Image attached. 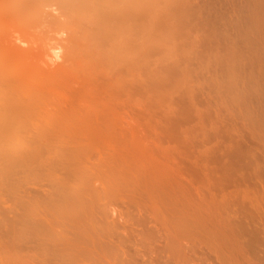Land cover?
Listing matches in <instances>:
<instances>
[{
  "label": "rangeland",
  "instance_id": "374dc122",
  "mask_svg": "<svg viewBox=\"0 0 264 264\" xmlns=\"http://www.w3.org/2000/svg\"><path fill=\"white\" fill-rule=\"evenodd\" d=\"M94 1L100 6L107 3L109 15L113 17L123 15L121 0ZM155 20L125 28L127 31L141 28L155 24ZM52 42L51 39L49 45ZM111 46L108 50L78 48L81 56L71 69L42 75L38 90L30 97L13 96L20 103L26 100L27 104L16 110L18 116H14L19 122L7 129L9 137L5 143L17 154L30 145L33 154L13 159L10 164L1 157L3 153L0 156V264H27L25 252L29 251L28 255L32 251L26 246L33 239L17 230L23 223H18V228L15 226L14 232H18H13V238L9 236L10 221L20 220L28 207L41 209L54 196L48 194L55 191L60 182L67 185L70 197L78 194L90 197L85 206L72 209L64 217L67 231L89 226L86 219L91 217L94 221L100 220L99 224L104 220L113 222L115 227L120 225L117 229L114 227L115 231L109 236L112 239H103L113 241L114 236V243H119L124 235L125 249L122 242L119 244L123 250L118 252V248V253L113 248L101 251L98 248V253L108 252L109 257L101 256L104 261L111 259L113 264H123L127 259L134 264H150L151 261V264H171L170 261L172 264H234L233 255L238 248L234 249L235 236L240 240L242 225L252 219L250 213L256 216L264 207V163H261L264 161V126H260L264 120L260 118L264 114V64H250V68L246 63L244 71L241 65H233V70L221 62L196 58L171 61L164 57L175 49L169 45L164 52L152 54L150 51V55L141 49H130V53L116 60L108 56ZM156 49L157 46L151 48ZM252 84L259 88L253 85L254 89ZM245 89H249L248 93ZM257 89L262 92L261 96ZM241 93L245 95L243 99ZM17 133L20 144H17ZM254 158L260 160L256 162ZM225 161L232 163L226 162L228 166L224 167ZM235 164H239V168ZM254 167L261 170L256 171ZM57 209L53 207L50 211ZM155 219L157 225L153 223ZM241 219L239 228L235 221ZM251 221L245 226H258L254 229L264 236V219L252 221L253 225ZM99 224L103 230L109 227L108 223ZM235 230H240L239 235H235ZM82 232H75L74 238L80 235L87 240ZM244 237L247 236L242 240ZM37 249L34 254L40 252ZM131 255L134 259L129 257ZM254 255L259 257L262 252ZM105 263L109 264V260Z\"/></svg>",
  "mask_w": 264,
  "mask_h": 264
},
{
  "label": "bare ground",
  "instance_id": "6f19581e",
  "mask_svg": "<svg viewBox=\"0 0 264 264\" xmlns=\"http://www.w3.org/2000/svg\"><path fill=\"white\" fill-rule=\"evenodd\" d=\"M121 2L123 8V15L113 17L112 15H109L108 11L110 6H108L107 3H103L102 6H100V4H97L96 1L94 0H0V156L1 153H3L1 157L4 158L5 162H8V164H10V162H12L13 159H21L24 157L26 158L33 154L30 145L26 147L23 153L17 154V151L13 147L10 146L7 147L5 143V141L9 137V135L7 134V129L12 127V125H16L19 122L17 117L14 116L18 113V112L16 113V110L17 109L20 110V107L27 104L26 100L20 103L16 99H13V96L25 95L26 97L27 96L30 97L33 93H35L38 90L42 75L44 74L47 75L49 72L65 73L68 70V68L71 69L72 66L75 63H77V60H79L78 59L79 55L81 56V51L78 50V48L84 50L85 47H89V48L92 47L94 49L95 48L98 49L100 47L108 50L107 47L113 45L111 46L112 55L108 51V56L111 57L114 56L113 58L118 60L119 58H122L128 53H130L129 51L130 49H138V50L141 49L142 51L148 52L150 55V51L152 54H156V53L159 54L164 52L163 50L167 47V45H169L171 47H175V49L169 51L168 54L164 55V57L166 59H170L171 61L196 58L199 61L221 62L224 63L229 69L231 68L233 69L234 67L232 66L235 64L239 66L241 65L242 70L246 63H249L248 66L250 68L252 67L251 65L253 64H255V66L258 65V63L262 65L264 64V0H121ZM148 19H153V20L157 19L158 21L155 20L156 21L155 24L144 25L141 26V28L139 26L136 29H131L128 31L125 28L128 27V25L130 24H132L133 27L135 28L138 25V22L139 24L141 23L144 24L145 21ZM164 31L165 34L162 35ZM51 39L53 40V42L52 45H49V41ZM156 46L158 50L156 49L155 51H152L151 48ZM148 49L149 51H147ZM246 70L247 69L244 68V71ZM256 71L258 72V70H255L254 72ZM242 74H244L243 71ZM253 85L255 86V84H252V86ZM246 87L249 88L248 84ZM245 90L248 93L249 89H245ZM247 93L246 95H250ZM261 94L262 92L260 93V96ZM244 96L245 95H242V99ZM255 101H257V99ZM250 108L254 109L253 107ZM261 112L262 111H260V113ZM262 113H264V111ZM257 114L255 115L259 117V113ZM263 117L264 114L261 115L260 117L261 120L263 119ZM258 120H256V122ZM258 123L259 122H257V125ZM260 126H264V120L260 123ZM16 135H17L16 136L17 144L22 143L19 134L17 133ZM242 143L244 142L242 141ZM237 145L240 147L239 144ZM244 145H246V143ZM238 146H236L237 149ZM250 147L252 148V146ZM258 147L261 148V146ZM237 149L235 151H238ZM254 150L253 152L255 153L256 151ZM250 153H252V151ZM256 160L257 158L255 159V161ZM226 162L227 161H225L224 164H226ZM228 162L230 163V161ZM248 162L250 161L248 160ZM261 163L263 164L264 161ZM227 166L228 165L226 164V166L224 167ZM244 167L247 166L245 165ZM231 168L233 167L231 166ZM254 168H252V170H254ZM227 169L229 170V168H226V170ZM249 169H251V167ZM259 169L261 170V168ZM259 169L255 168L256 171ZM243 170H245V168ZM255 170L253 172L254 174H256ZM245 172L244 174H246ZM170 183L173 182L170 181ZM66 186L67 185L62 182L57 183L55 191L48 194L54 196L50 198L43 205L41 209L32 210L28 207L26 208L25 212L22 213L23 215L20 218V220L19 218L12 219L10 221L12 227L9 228L8 235L12 237L18 231H22V233L28 234L30 236L29 239H33L30 241L31 244L27 245L28 247L26 246V249L32 252H30L27 255V252L29 251L25 249L26 250L25 254L28 260L26 259V256H23L25 257L24 260L26 259L27 264H106L105 262H107L108 260H109V264H113L111 259H108L107 261L106 260L104 261L102 259V258H106L105 256H108L107 254L108 252L102 251L103 255H101L102 253L100 252L101 253L100 254L98 253V251H101V249L104 250L103 248H105V250L107 248L109 249L113 248V251L114 249H116L115 250L116 252L118 248H119L118 252L123 250L121 245H123L122 241L124 239V235L122 236L123 238L119 236L120 238H122V240L117 239L118 242L119 240L120 242H122L121 245L119 244L120 242L119 243L115 242L117 243V245L114 243V236H112L113 241L112 240L107 241L108 238L112 239L109 236H111L112 233L115 231L114 229L115 226L113 222H107L103 220L99 224L100 220L94 221L93 217H91V219L89 218L86 219V221L89 222L90 224L89 226L86 227L83 222H80V225L83 224V226H85V228L83 227L84 229L80 228L82 227V225L80 227H78L79 225L77 226L78 231L80 232L81 230L84 231L82 233L86 234V237H88L87 240L82 239L80 235L74 238L75 232L78 231L76 229H75L76 231L75 230L73 231V229L67 231L68 229H66L67 225L66 223H64L65 222L64 217L67 215V213L72 211V209L77 210V207L85 206L86 203L90 202V197L82 194H78L77 196L70 197V193L68 189H66ZM195 189L194 191H196ZM222 204L223 203H221V205ZM231 205L232 204H229L230 207ZM53 207H58L57 211L54 212L50 211L51 208ZM263 209H261L262 211L259 209L260 212L256 216L250 213L253 220L250 217H248L250 218V220L249 222H247V224H249L251 220L256 221L258 218L264 219V217L262 216V212H264ZM249 210L251 209L249 208ZM212 212H214V210ZM240 214L241 213H239V215ZM240 216L243 217V214ZM146 217L148 218V215H146ZM256 217L258 218L256 219ZM227 219L228 218H226V220ZM242 220L243 219H241V221L239 220L235 221L237 226L240 225L239 228L242 225L243 222ZM156 222L158 224L157 219H155V222L153 221V223L155 224ZM18 223L19 225L20 223H23V227L18 228L17 225ZM97 223L99 225H102V223L103 225L108 223L109 227L106 230H103L102 227L101 226L99 227ZM141 223H143V221ZM245 224L242 225L241 228L242 234L240 233L239 235L237 233L240 230H235L236 231L235 235L241 236L240 239L241 241L238 239V236H235L233 234L235 238L238 240V243L236 244L237 240L235 241V238L233 236V239L235 241V243L233 242V245L235 246L234 249L238 247L235 249L234 251L235 253L233 255L234 264H264V236H260L259 234L260 230L257 231L256 229H254L256 226L255 227L252 226L253 228L252 227L250 228V227H246ZM118 225L119 224H117V227L120 226ZM15 226L16 228H18L17 232H14L16 230ZM146 226L148 227V224ZM237 226L236 228L238 229ZM58 227L60 228V230L58 229ZM117 227L115 228L117 229ZM259 227L261 226L259 225ZM134 228L131 229L134 230ZM156 228H158V226ZM100 229H102L103 232H101ZM246 229L248 232L246 231ZM261 229L263 228L261 227ZM243 230L245 231V233L246 232L247 233L245 234ZM123 231L124 230H122V233ZM70 232L71 234H73L72 236L69 235ZM130 233H132V231ZM156 233H160V232L156 231ZM243 233L247 237L246 238L244 237L245 239L242 240L244 236ZM141 234L143 236V233ZM155 234L153 238H155ZM103 237L104 238L107 237V239L105 240L103 239ZM87 241H89L88 243H90L88 246H87ZM144 241H146V239H144ZM80 242L84 243L86 247L82 246L81 244H78ZM141 242H143V240ZM134 243H136L135 240ZM257 245L260 247L259 249ZM261 246L263 247L261 248ZM123 247L125 249L124 245ZM37 248L40 249V252L38 251L34 254L33 252L37 251L38 250ZM98 248L100 249L97 251ZM258 251L262 252V255H260L259 257H257V255H254ZM133 252H135V250ZM25 254L23 253L22 255ZM104 254L107 255L104 256ZM164 256L167 258V253ZM129 257L133 258L132 255ZM152 257L153 256H151V258ZM21 259L23 258L21 257ZM127 260L125 261L122 260L123 264L126 263ZM129 260L132 261L131 259ZM138 261L140 262V260ZM136 262L137 261H135V263ZM170 262L172 264L173 261ZM127 263L134 264V263H129V261ZM151 263L153 262L151 261Z\"/></svg>",
  "mask_w": 264,
  "mask_h": 264
}]
</instances>
